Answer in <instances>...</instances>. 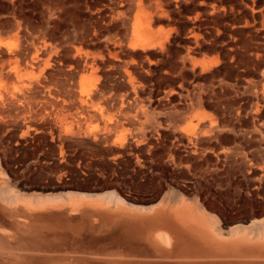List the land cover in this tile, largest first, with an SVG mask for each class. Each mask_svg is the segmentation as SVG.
<instances>
[{"label":"rangeland","instance_id":"obj_1","mask_svg":"<svg viewBox=\"0 0 264 264\" xmlns=\"http://www.w3.org/2000/svg\"><path fill=\"white\" fill-rule=\"evenodd\" d=\"M237 153L264 155V0H0V223L35 244L24 264L97 255L95 228L104 253L145 249L129 202L264 213L255 161L224 182L200 165ZM109 191L124 202L66 196Z\"/></svg>","mask_w":264,"mask_h":264},{"label":"bare ground","instance_id":"obj_2","mask_svg":"<svg viewBox=\"0 0 264 264\" xmlns=\"http://www.w3.org/2000/svg\"><path fill=\"white\" fill-rule=\"evenodd\" d=\"M145 34L148 38H152L151 34L148 32ZM230 164V168L233 169L235 163L231 161ZM243 164L246 165L245 162ZM245 169L246 168H244V170ZM255 169L257 168H253L252 170ZM257 170L264 173V163L259 164ZM245 173L248 174L250 172L245 171ZM229 174L230 173L225 174L226 177L228 176V179L230 177ZM222 176L223 175L217 177L221 180L223 179ZM30 192L32 191L29 190L28 193ZM57 192L66 193L71 191L64 189ZM55 196L56 195L53 194L46 195L45 198L48 199L39 202L44 204L58 200ZM66 196L70 198L78 196V199L84 197H89L90 199L106 197L108 201L124 202L121 197L113 191L106 192L102 195L68 193ZM21 199L25 200L23 196ZM33 199L35 200V198ZM34 200H32V202ZM177 203H179V206H174ZM184 203L185 200L180 194H174V196L171 197L165 196L162 201L155 206H143L132 202L127 203L130 208L136 210L134 220L139 222V229L146 234V239L144 240L145 249L140 251L139 248L138 250L132 248L133 245L129 244L127 246L131 249L132 255L131 253L120 254V252H115L113 244L111 245L112 253L114 252V254L104 253L105 250L109 248V240L103 241L97 236L95 233H97L98 230L95 228L94 240L96 243L93 242V251L99 252L97 255L90 257L92 252L85 251L84 248L79 251V249L73 245L69 246L67 250L63 248V250L61 248L60 250L58 248L50 249L48 253L40 250L41 254H48V256L51 254L54 256L52 257L53 259L59 261V263H55L54 261L49 262L48 260L46 261L47 258H44V264H264V219H258V216L261 217L264 213L259 215L254 214L251 218H241L236 221V223H238L237 226L228 227L229 223L227 222L213 221L212 216L210 217L207 215L205 209L199 206V204L191 210L185 208L183 205ZM170 206L174 207L165 208ZM158 207L161 209L154 214L143 215L144 217L140 215V211L144 212ZM195 209H197V211L199 209V213L195 212ZM97 212L99 211L97 210ZM125 216H127V214ZM127 219L129 220V218ZM0 230L1 232L7 233L5 234L7 239L0 237V264H24L25 262L27 263L28 258L31 259L30 256L26 254L29 255V253L39 252L35 250V244L26 247V249H19L25 239H18V236H21V234L16 233V229L13 232L11 225L0 223ZM21 231H23V229ZM20 233L23 234V232ZM11 240L15 241V245L18 246V249L11 246ZM25 256L28 258H25ZM34 262L35 261L32 259L31 263L34 264ZM37 263H39V261H36L35 264Z\"/></svg>","mask_w":264,"mask_h":264},{"label":"crops","instance_id":"obj_3","mask_svg":"<svg viewBox=\"0 0 264 264\" xmlns=\"http://www.w3.org/2000/svg\"><path fill=\"white\" fill-rule=\"evenodd\" d=\"M146 32H148V31H146ZM143 45H145V44H143ZM195 128H196V126H191L190 131L195 132L196 131ZM227 160H229L230 162L231 161L232 162L233 161H237L239 163H241V162H247V165L248 166H249L250 162L255 161L256 162L255 165H259V164L264 163V155H261L259 153L258 154H253V155H245V154H241V153H237L235 155H225V156L217 155L215 157L214 161H211L209 158H206V159L200 161V165L207 166L208 175H210V177H212L214 179V181H216V178H217L218 181H220V179L218 177L221 176L222 173H224L225 168H226V162H227ZM201 171L202 170H199V172H201ZM204 171H205V169H204ZM222 177L224 178V180H223V182H224L227 177L225 176V174H223Z\"/></svg>","mask_w":264,"mask_h":264}]
</instances>
